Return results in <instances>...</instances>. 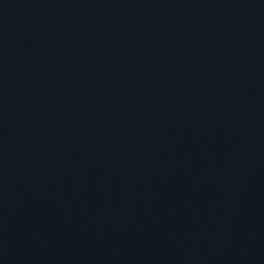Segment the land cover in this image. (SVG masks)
I'll return each instance as SVG.
<instances>
[{
    "label": "water",
    "instance_id": "95a60500",
    "mask_svg": "<svg viewBox=\"0 0 264 264\" xmlns=\"http://www.w3.org/2000/svg\"><path fill=\"white\" fill-rule=\"evenodd\" d=\"M0 264H264V0H0Z\"/></svg>",
    "mask_w": 264,
    "mask_h": 264
}]
</instances>
